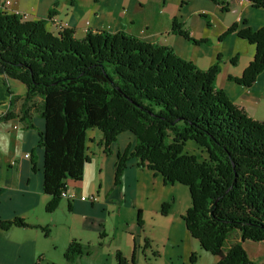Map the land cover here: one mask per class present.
<instances>
[{"label": "trees", "instance_id": "trees-1", "mask_svg": "<svg viewBox=\"0 0 264 264\" xmlns=\"http://www.w3.org/2000/svg\"><path fill=\"white\" fill-rule=\"evenodd\" d=\"M210 1L220 12L230 10L228 1ZM248 1L264 9V0ZM53 17L49 12L46 19L21 20L0 11V73L7 84L16 80L26 89L16 115L24 128L34 129V116L44 120L38 145L44 152L42 191L50 198L45 211L58 207L68 180L82 179L90 159L87 129L101 133L98 145L107 155L120 134L130 133L135 144L117 154L115 185L133 160L165 184L187 186L191 207L184 225L201 248L218 264H264L250 260L242 246L264 242V122L217 88L219 56L202 70L171 47L124 30L89 29L82 39L71 28L52 32L47 24ZM170 31L194 45L209 43L193 38L176 19ZM232 33L255 48L241 75L229 77L250 88L264 72V28L251 29L245 20L233 23L219 41ZM14 116L9 110L0 120ZM187 141L196 143L205 158L185 153ZM12 226L30 228L19 218L0 221L3 230ZM41 230L45 236L50 232ZM85 248L71 240L64 259L75 261ZM115 258L118 264H134L120 252Z\"/></svg>", "mask_w": 264, "mask_h": 264}, {"label": "crops", "instance_id": "crops-1", "mask_svg": "<svg viewBox=\"0 0 264 264\" xmlns=\"http://www.w3.org/2000/svg\"><path fill=\"white\" fill-rule=\"evenodd\" d=\"M9 1L7 13L26 15L27 20L46 19L49 12L54 13L52 21L47 24L52 32H56V22L67 24L73 29L74 37L80 39L89 29L111 33L124 30L143 41H155L171 47L177 55L202 70L211 67L219 56L217 88L223 90L232 103L243 107L253 119L264 122V117L257 110L264 102L262 89L257 87L260 78L264 79V72L250 88L239 86L229 79L230 76L241 75L255 54L254 46L234 33L219 41V37L233 23L241 24L245 20L251 29L264 28V9L253 8L248 0H222L230 3V10L225 13L220 12L210 0ZM174 19L187 28L193 38L209 43L194 45L181 36L173 35L170 29ZM234 58L235 64L231 62ZM5 80L0 73V116L9 110L15 116L6 121L0 120V221L19 218L30 228H0V264H118L116 252L128 261L132 257L137 261L143 240L147 239L152 249L153 241L142 237L144 224L142 228L127 224L133 234L122 242L114 233L108 235L106 221L109 208L111 211L116 208L118 214L129 206L137 208L138 167L129 161L119 185H115V160L122 152L121 146L113 144L112 154L107 155L98 145L100 182L97 184L96 180H92L86 188V175L91 170L85 165L80 181H67L66 192L71 197L62 199L55 211L47 213L45 205L50 198L42 191L44 152L38 145V131L43 130L44 120L34 116V129L23 127L16 114L21 110L26 89L16 80H9L8 84ZM258 117L261 118L256 119ZM101 138V134L96 136L98 143ZM103 177L107 179L105 184ZM90 196H94L96 201L89 200ZM81 197L86 200H81ZM42 227L50 231L47 236ZM73 239L86 248L75 261L67 262L64 251ZM146 254H143L145 259Z\"/></svg>", "mask_w": 264, "mask_h": 264}, {"label": "rangeland", "instance_id": "rangeland-1", "mask_svg": "<svg viewBox=\"0 0 264 264\" xmlns=\"http://www.w3.org/2000/svg\"><path fill=\"white\" fill-rule=\"evenodd\" d=\"M0 1L2 2V0ZM257 87L262 89L264 95V79L262 77ZM258 107V112L264 117V102ZM99 134L101 133L93 128L85 131L86 154L91 158L85 164L91 170L86 175V188L92 180H96L97 184L100 182L98 172V162L100 161L98 159L101 156L97 149L99 143L96 139ZM134 144L135 139L130 133H122L119 142L115 145L121 146L123 151L125 145L124 148ZM198 147L193 141H187L184 152L198 154L201 159H204L205 154ZM137 174V208L129 206V208H124L121 214L117 213L116 208H113L112 211L109 208L110 214L106 221L108 235L114 233L122 242L128 237H132L130 224L139 226V220L144 224L142 237H148L153 241L152 249L154 250L151 249L147 239L143 240V248L137 253V261H134V264H218L217 258L202 249L197 239L191 237L185 228L184 216L191 207L188 187L180 183L165 184L160 175H155L148 169H138ZM102 181L105 184L107 179L103 177ZM140 210L141 214L138 215ZM142 224L141 227L139 226L140 228H142ZM242 246L250 260L264 263V242L244 241ZM155 249H158L159 252ZM141 252L147 253L146 259ZM130 264L132 263L130 262Z\"/></svg>", "mask_w": 264, "mask_h": 264}, {"label": "built area", "instance_id": "built-area-1", "mask_svg": "<svg viewBox=\"0 0 264 264\" xmlns=\"http://www.w3.org/2000/svg\"><path fill=\"white\" fill-rule=\"evenodd\" d=\"M10 1L9 0H2V2L0 1V11H4V12H7L6 11V8L7 6L9 5ZM16 15H20V14H16ZM20 17L22 18L21 20H27L28 17L26 15H20ZM55 29L56 31H60L62 30L63 28L66 29V27L68 26L67 24H65L64 22H56L55 23ZM28 156V154L26 155V157ZM71 196L66 192H62L61 193V198L62 199H69ZM81 200H86L85 197H81ZM89 200H91L92 202H95L96 201V198L94 196H90L89 197Z\"/></svg>", "mask_w": 264, "mask_h": 264}]
</instances>
